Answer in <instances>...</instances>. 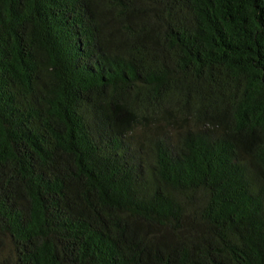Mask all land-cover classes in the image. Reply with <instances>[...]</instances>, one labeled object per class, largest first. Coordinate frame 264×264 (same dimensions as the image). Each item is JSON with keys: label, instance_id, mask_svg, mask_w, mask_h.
Returning <instances> with one entry per match:
<instances>
[{"label": "trees", "instance_id": "16d2710c", "mask_svg": "<svg viewBox=\"0 0 264 264\" xmlns=\"http://www.w3.org/2000/svg\"><path fill=\"white\" fill-rule=\"evenodd\" d=\"M0 264H264V0H0Z\"/></svg>", "mask_w": 264, "mask_h": 264}]
</instances>
